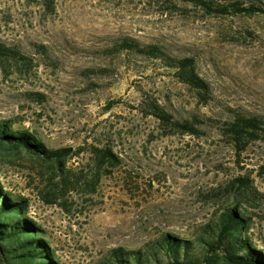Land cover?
<instances>
[{
  "label": "rangeland",
  "instance_id": "1",
  "mask_svg": "<svg viewBox=\"0 0 264 264\" xmlns=\"http://www.w3.org/2000/svg\"><path fill=\"white\" fill-rule=\"evenodd\" d=\"M123 36L195 58L210 83L207 99L162 62L116 52ZM0 45V120L50 147L84 148L68 163L76 187L50 202L48 169L0 144V179L29 199L28 215L61 264H96L115 247L144 248L166 232L192 237L234 204L239 176L256 191L255 202L240 197L251 216L247 235L264 249V144L239 156L223 135L239 113L264 117L263 13L209 14L184 0H0ZM144 96L178 119L197 117L202 132L166 134L137 107ZM104 143L123 162L92 191L88 149Z\"/></svg>",
  "mask_w": 264,
  "mask_h": 264
},
{
  "label": "trees",
  "instance_id": "2",
  "mask_svg": "<svg viewBox=\"0 0 264 264\" xmlns=\"http://www.w3.org/2000/svg\"><path fill=\"white\" fill-rule=\"evenodd\" d=\"M191 2L209 14L236 15L264 14V6L241 0H184ZM116 52H129L140 57L160 61L174 76L196 90L206 100L210 83L199 73L195 58L174 56L156 43H143L132 36H123L114 46ZM0 54L7 51L0 45ZM43 96L40 92L32 93ZM137 107L145 115L155 117L165 128L166 134L175 132L199 134L197 117L178 119L154 96H144ZM223 135L237 155H241L252 143L264 144V117L239 113L224 122ZM0 144L27 151L40 162V168L48 169L50 182L56 186L49 191V201L57 202L58 195H65L76 187L69 161L79 156L84 148L79 146L50 147L29 129H13L11 119L0 120ZM91 154L96 159L91 190H96L103 174H110L123 162L113 145H92ZM264 168V163L261 165ZM56 179V183L54 182ZM252 179L239 176L231 181V206H226L200 231L189 238L166 232L148 242L144 248L115 247L108 256L96 264H264V249L257 247L247 235L251 216L248 207L242 206L240 197L255 202ZM58 192V193H57ZM29 199L6 189L0 179V261L2 264H61L55 249L46 236V229L28 215Z\"/></svg>",
  "mask_w": 264,
  "mask_h": 264
},
{
  "label": "water",
  "instance_id": "3",
  "mask_svg": "<svg viewBox=\"0 0 264 264\" xmlns=\"http://www.w3.org/2000/svg\"><path fill=\"white\" fill-rule=\"evenodd\" d=\"M0 264H2L1 261H0Z\"/></svg>",
  "mask_w": 264,
  "mask_h": 264
}]
</instances>
